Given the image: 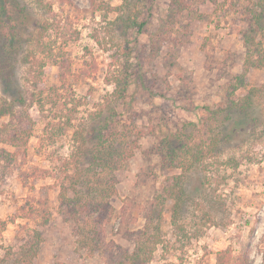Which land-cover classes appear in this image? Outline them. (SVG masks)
Listing matches in <instances>:
<instances>
[{
  "label": "rangeland",
  "instance_id": "374dc122",
  "mask_svg": "<svg viewBox=\"0 0 264 264\" xmlns=\"http://www.w3.org/2000/svg\"><path fill=\"white\" fill-rule=\"evenodd\" d=\"M10 1L0 20L14 13L16 35L2 21L0 41L16 37L21 50L22 101L0 78V264H115L134 253L147 264H264V67L230 87L245 73L244 33L262 41L250 31L255 0ZM106 126L123 152L95 153ZM211 137L207 169L165 158ZM173 185L185 189L180 229L177 196L164 191Z\"/></svg>",
  "mask_w": 264,
  "mask_h": 264
},
{
  "label": "trees",
  "instance_id": "16d2710c",
  "mask_svg": "<svg viewBox=\"0 0 264 264\" xmlns=\"http://www.w3.org/2000/svg\"><path fill=\"white\" fill-rule=\"evenodd\" d=\"M0 2H3V9L5 11H9V9H11L10 7H14L9 6L8 3L12 4L11 1L9 0H0ZM8 2V3H7ZM37 2L39 4H42V0H37ZM253 4L257 5L259 7V9H256L253 13V17L255 18V22H257V27L255 26V23H252L250 26V31L251 29L256 31L257 33H260V36H262V41L256 42L255 41V37H252L251 39L248 38V36L246 34H248L247 32H245V44L247 46V54L244 60V70L245 73L243 74H239L237 76H235L231 83H230V87L233 88V90L244 86L245 85V75L246 72L249 70V68L252 67H264V0H255L253 1ZM5 14V13H2ZM14 15V13H13ZM13 15L7 17L5 20H0V23H2V21H5V23L7 21L11 22L13 24V31L10 37L8 36V39H11L12 36L16 35V28H14V26H16L14 24V17ZM24 19H26V17H24ZM17 20V18H16ZM9 24V23H8ZM51 23H49L50 25ZM135 25H137L138 23H134ZM49 25H47L45 23L43 29L44 31H48L49 29ZM144 25V23H139L138 27H142ZM43 31V32H44ZM42 31L40 29V36H42ZM14 40V38H13ZM10 40L7 41V43L5 44V42L3 44H1L0 41V78L2 79L3 85H4V92L6 94H8L9 98H11V100H13V102H18V100H21V98L19 99V97L17 96L16 90L14 89V79L13 77L15 76V72L17 70V65L20 62V60L17 58V55H21V50L18 51L19 49V45H17V41H16V37L15 40ZM8 68V69H7ZM6 69L8 71H6ZM43 72V71H42ZM129 69L128 67H126L124 69V72L122 71L121 75H119V81L117 83V87H116V94L119 97H124L126 95L128 86H129ZM258 90L257 87H252L249 90V93L247 95H245L244 97V102L240 105L239 109H248V107H250L253 103V96L256 93V91ZM233 91H230L228 93V95L230 96L231 93ZM231 99V97H230ZM22 101V100H21ZM239 101L232 99L231 100V106L233 107L234 105H237ZM23 105V104H21ZM231 107V108H232ZM6 109H1L0 110V114H6ZM115 114V113H114ZM106 128V132L102 133L101 129L97 130V135L96 137L99 138L98 143H96L95 146V153L99 152L101 153H106V154H111L114 152H123L125 149L122 147V145H120L119 143H115L114 141H111V137L113 132L110 130L112 129V125L110 126V129L108 126L105 127ZM181 136H179L180 138ZM185 137V136H182ZM186 138V137H185ZM188 140H190V137L186 138ZM181 141L180 146L178 148H174L173 150L169 149L170 152L167 154L166 160H170L171 164H176L177 166H179L182 171H187L191 168H193L194 166H197L198 164H202L201 166L206 168L208 167L207 164H203L204 160L207 158L208 155H211L214 150L217 147L218 144V138L217 137H211V141L209 143H207L206 140H202V141H196L191 143L190 141ZM97 153V154H99ZM96 154V155H97ZM121 154V153H120ZM103 159H101L102 161ZM98 168V173L99 175L104 174V170H108L109 166L106 164L104 165V167H102V165H99ZM178 179L181 178V176H177L175 177ZM178 184V182H177ZM176 185V183H175ZM165 192H169L170 195L176 194V201H175V205H174V212H173V223L175 225V227H177V229L181 228V224H179L178 221V215L182 209V204L184 201V196H185V189L182 185H180V187L177 189V187L173 186H167L164 188ZM176 191V193L174 192ZM101 192V191H100ZM183 200V201H182ZM101 204H103V202H99L97 203L98 207L101 206ZM92 206H95L93 204H91ZM95 234V235H99L101 234V231H98L96 229H92V231H90V234ZM92 235V236H93ZM34 248V247H31ZM33 251V250H32ZM30 255V254H29ZM128 258L127 261H119L118 263L115 264H127V262H129V264H147L148 259H139L140 255H138V253H134V254H129L126 256Z\"/></svg>",
  "mask_w": 264,
  "mask_h": 264
}]
</instances>
